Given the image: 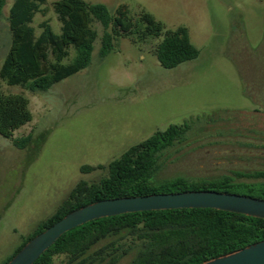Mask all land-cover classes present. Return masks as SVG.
I'll return each instance as SVG.
<instances>
[{"label":"rangeland","instance_id":"1","mask_svg":"<svg viewBox=\"0 0 264 264\" xmlns=\"http://www.w3.org/2000/svg\"><path fill=\"white\" fill-rule=\"evenodd\" d=\"M42 6L33 26L61 23ZM111 12L152 14L166 30L186 27L200 56L165 69L153 53L161 39L115 40L100 58L103 28L91 65L46 92L8 86L30 100L33 121L14 138L32 134L25 149L0 135V264H5L40 224L53 216L81 182L98 183L107 167L157 131L188 122L185 140L159 157L156 183L198 181L264 170V0H85ZM7 0L0 18V70L11 43ZM75 52L65 60L67 64ZM83 167L95 170L82 171ZM237 181L249 182L246 178ZM64 257L56 258V264ZM129 259L120 264H128Z\"/></svg>","mask_w":264,"mask_h":264},{"label":"trees","instance_id":"2","mask_svg":"<svg viewBox=\"0 0 264 264\" xmlns=\"http://www.w3.org/2000/svg\"><path fill=\"white\" fill-rule=\"evenodd\" d=\"M7 0H0V18ZM47 0H15L8 21L11 43L0 70L8 86L31 92H46L91 65L99 38L95 24L103 28L99 56L114 49L115 40L129 37L135 44L161 39L153 53L165 69H175L196 60L200 50L192 43L188 28L166 30L152 14L133 16L127 6L114 12L103 3L57 0L53 9L61 23L57 34L48 20L33 26ZM71 51L75 52L71 62ZM33 121L30 100L24 94L6 93L0 85V135L25 149L32 134L14 138L17 130ZM191 124L171 125L129 148L107 167V177L98 183H79L58 211L42 222L9 261L38 234L70 212L95 202L152 194L215 191L264 199V170L234 173L217 179L192 181L183 177L156 183L161 153L185 140ZM95 170L83 167L82 171ZM246 178L251 181H237ZM1 220V219H0ZM264 241V219L216 209H177L123 214L91 221L61 236L34 264H203L211 259Z\"/></svg>","mask_w":264,"mask_h":264},{"label":"water","instance_id":"3","mask_svg":"<svg viewBox=\"0 0 264 264\" xmlns=\"http://www.w3.org/2000/svg\"><path fill=\"white\" fill-rule=\"evenodd\" d=\"M177 209H216L264 219V199L215 191H188L101 200L70 212L35 236L8 264H34L61 236L91 221L130 213ZM203 264H264V241Z\"/></svg>","mask_w":264,"mask_h":264}]
</instances>
